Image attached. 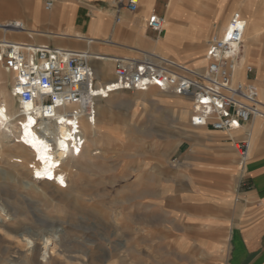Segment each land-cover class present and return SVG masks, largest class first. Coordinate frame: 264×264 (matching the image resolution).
Wrapping results in <instances>:
<instances>
[{
  "label": "crops",
  "instance_id": "obj_1",
  "mask_svg": "<svg viewBox=\"0 0 264 264\" xmlns=\"http://www.w3.org/2000/svg\"><path fill=\"white\" fill-rule=\"evenodd\" d=\"M46 1L0 0V22L25 25L20 33L0 31V37L87 51L98 82L113 78L112 58L141 52L201 68L212 24L238 13L249 37L239 64L252 66L249 77L264 102V0H138L134 11L117 9L112 0H51L49 9ZM151 14L165 18L161 35L147 25ZM244 50L242 44L241 56ZM181 129L169 151L142 156L154 160L155 172L133 202L137 237L147 240L133 246V254L146 255L147 264H264V120L222 131L193 126L188 117ZM246 131L252 144L242 160L236 145ZM137 260L145 264L144 257Z\"/></svg>",
  "mask_w": 264,
  "mask_h": 264
},
{
  "label": "rangeland",
  "instance_id": "obj_2",
  "mask_svg": "<svg viewBox=\"0 0 264 264\" xmlns=\"http://www.w3.org/2000/svg\"><path fill=\"white\" fill-rule=\"evenodd\" d=\"M219 26L217 23L212 25L205 48L207 40L217 33ZM199 60L202 62V58ZM3 76L10 79L8 74L3 73ZM158 91L151 89L150 93L157 94ZM165 94L170 98L175 96ZM135 97V91H122L110 97L113 106L106 100L101 101L103 108L97 107L95 118L100 140L97 150L101 151V156L91 164L90 156L82 151L76 158L80 164L77 174L68 176L71 181L69 179L67 193L43 194L37 190L39 184L34 192H30L25 186L29 179L26 166L29 157L1 144L0 203L16 204L18 210L24 213V221L16 217L4 224L11 223L7 227L14 230L27 229L30 238L34 239L30 248H21L18 264H44L40 261L38 249L51 231L54 234L51 240L58 254L54 253L48 264H138V257H144L147 264L146 255L133 254L131 250L133 246L147 245L146 239L139 240L137 237V223L133 226V202L138 195H142L143 181L149 172H155V167L151 166L154 160L142 156H147L151 150L160 155L165 149L169 151L167 145L174 140L179 141L174 133H179L183 125L169 114L168 104H132ZM13 156H22L23 161L15 162ZM13 172L19 176L20 185L15 177L12 178ZM30 194L34 199L30 198ZM134 217L137 222V212ZM8 238L0 233V258L4 260L14 258L15 249L9 247L15 243Z\"/></svg>",
  "mask_w": 264,
  "mask_h": 264
},
{
  "label": "built area",
  "instance_id": "obj_3",
  "mask_svg": "<svg viewBox=\"0 0 264 264\" xmlns=\"http://www.w3.org/2000/svg\"><path fill=\"white\" fill-rule=\"evenodd\" d=\"M113 3L117 9L125 7L131 11L138 6V0H113ZM51 5V0L45 2L46 9ZM147 25L161 35L165 18L151 14ZM245 28L246 20L234 13L225 30L207 40L206 64L201 68H192L157 53L141 52L136 57L112 58L113 78L105 82L96 81L87 51L33 44L2 35L0 87L4 83L3 73L8 74L10 79L4 80L12 96L20 103H33L32 114L38 120L58 122V116L63 115L68 126L67 153L75 157L85 145L82 120L93 124L97 99L104 100L119 91L156 88L185 97L191 101V125L236 130L252 118L264 120V102L259 99L257 84L249 77L252 66L242 64L244 77H237ZM24 30L23 22L18 19L0 22L3 34ZM249 139L246 131L240 145H236L242 160L247 156ZM33 175L36 177L35 172Z\"/></svg>",
  "mask_w": 264,
  "mask_h": 264
},
{
  "label": "bare ground",
  "instance_id": "obj_4",
  "mask_svg": "<svg viewBox=\"0 0 264 264\" xmlns=\"http://www.w3.org/2000/svg\"><path fill=\"white\" fill-rule=\"evenodd\" d=\"M226 26H227L226 21L220 24L217 34H221L225 30ZM248 40L249 37L246 31L243 37V46L245 50H244V54H242L241 56V63L245 62L246 60ZM203 60L204 59L202 58V62ZM237 77L239 79H243L244 77V72L241 69V67H239V69L237 70ZM4 79L5 78L3 76L4 83L0 87V148H1V144H3L6 147L16 149L22 155L29 157V161L26 162L27 164L26 166L29 169V179L27 183H25V186L27 185L26 188L30 190V192L31 191L34 192L35 187H37V184H39L37 190L43 194H45L46 192L67 193L66 189L69 187V182L71 181V178H68V176L69 175L71 177L72 175L75 176L78 172L77 168L80 167L79 166L80 164L77 163L76 160L77 157L67 153L68 142L66 141V139L68 135L67 134L68 126L66 124V118H64L63 115H59L58 122L57 121L43 122L42 120H38L37 117L32 114V110L35 108V105L30 102L20 103L16 101V99L12 96L11 92L6 86ZM121 92L122 91L111 94L104 100H106L108 104H110V106H113L112 101H110V97L115 94H119ZM135 94L136 97L135 99H133L132 104L134 102L143 105L152 102L168 104L169 114L174 119L179 121L182 125H185L188 122V117L191 110V106L188 101L189 99L187 100V98L177 97V96H173L174 98H170L169 97L170 95L168 96L167 94L159 91L157 94H151L150 90L135 91ZM101 101L102 100L97 99V107L99 108H103L101 105ZM96 124H97L96 120L94 121L93 124L88 123L86 120H82V134L85 138V145L83 147V151L85 152L86 155L90 156L91 164H93L94 159L96 157L101 156V151L97 150L98 148H100V143H99L100 140H99V128ZM181 131H183V129H181ZM26 132L28 133L27 135ZM33 141H35V144L32 143ZM251 144H252V138L250 137L249 145L251 146ZM45 154L47 155V159L42 158L45 156ZM21 157L22 156H13V161L22 162L23 159ZM57 163H59V167L55 168V165ZM33 172H35L36 177L33 175ZM37 173H40L41 175L38 176ZM12 175H13L12 178L15 177V180L20 185L22 182L19 176L14 172ZM61 178H62V182H61ZM30 198H32V196ZM13 203L15 204V202ZM15 205L12 206L10 204H6V202H4L3 204L0 203V221H2L0 222V233H2L5 237L8 236L10 238V239L8 238L10 242L12 240L15 243L13 247H9L15 249L13 255L14 258H9L8 260H4L0 258V264H18V262H20L21 260L19 259V255L23 250L21 248H30L31 245L34 244L33 241L34 239L30 238L29 230L27 229L14 230L11 229L10 227H7L11 223L8 224L7 226L4 224L5 222L10 221L16 217H20L23 220L22 217L24 213L18 210L19 207L18 205L16 206ZM46 206L44 205V207ZM12 228H14V226H12ZM51 233L52 231L48 233V235H46L44 240H42L43 241L41 243L42 245H40L38 249L40 261L43 262L44 264H48V262H50V260L52 259L53 254L57 252V249L55 248V243L53 244V240H51L52 238ZM2 238L5 239L3 236ZM56 254H58V252Z\"/></svg>",
  "mask_w": 264,
  "mask_h": 264
},
{
  "label": "snow or ice",
  "instance_id": "obj_5",
  "mask_svg": "<svg viewBox=\"0 0 264 264\" xmlns=\"http://www.w3.org/2000/svg\"><path fill=\"white\" fill-rule=\"evenodd\" d=\"M28 133L26 132V135H27ZM33 144H35V141H33L32 142ZM43 159H47V155L45 154V156L44 157H42ZM37 175L38 176H40L41 174L40 173H37ZM61 182H62V178H61Z\"/></svg>",
  "mask_w": 264,
  "mask_h": 264
}]
</instances>
